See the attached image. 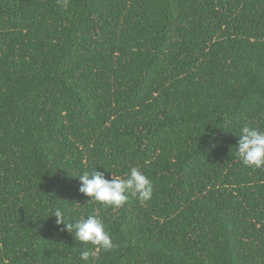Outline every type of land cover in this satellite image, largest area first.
Segmentation results:
<instances>
[{
	"label": "trees",
	"instance_id": "1",
	"mask_svg": "<svg viewBox=\"0 0 264 264\" xmlns=\"http://www.w3.org/2000/svg\"><path fill=\"white\" fill-rule=\"evenodd\" d=\"M244 123L264 130V0H0V264H89L54 207L104 220L91 264H264ZM132 167L148 202L73 178Z\"/></svg>",
	"mask_w": 264,
	"mask_h": 264
},
{
	"label": "clouds",
	"instance_id": "2",
	"mask_svg": "<svg viewBox=\"0 0 264 264\" xmlns=\"http://www.w3.org/2000/svg\"><path fill=\"white\" fill-rule=\"evenodd\" d=\"M236 136L238 137L236 156L242 164L254 169L264 168V130L244 123ZM73 178H78L80 182V193L106 207L119 208L129 200V197L145 203L153 196L152 181L138 167L130 168L124 176L110 173V178H106L104 172L93 169ZM48 216H54L56 225L63 226L61 231L74 233L76 240L93 246L91 250L80 253L81 261L91 264L92 260L98 258L100 251L108 252L115 247L104 220L96 215L80 217L71 222L63 208L54 207ZM4 264H8L7 260Z\"/></svg>",
	"mask_w": 264,
	"mask_h": 264
}]
</instances>
